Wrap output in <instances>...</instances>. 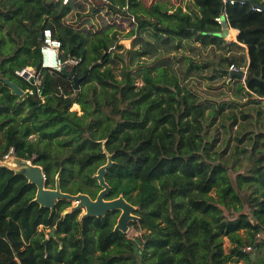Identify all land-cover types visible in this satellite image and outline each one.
Segmentation results:
<instances>
[{"label": "trees", "instance_id": "1", "mask_svg": "<svg viewBox=\"0 0 264 264\" xmlns=\"http://www.w3.org/2000/svg\"><path fill=\"white\" fill-rule=\"evenodd\" d=\"M83 2L0 0V158L13 148L15 157L43 167L46 187L56 188L59 180L63 192L95 199L103 189L95 174L110 157L106 198L122 195L134 205L138 218L129 226L137 233L115 229L119 209L83 217L80 209L64 213L71 202L61 198L51 212L34 200L36 184L0 164V264H262L244 247L260 246L264 227V11L253 9L264 0H192L186 10L157 0L148 6L96 0L93 8L104 4L134 17L136 37L150 28L165 41L205 45L225 42L216 17L226 11L248 47L247 71H238L245 82L230 73V65H239L237 55L220 56L213 69L240 82L247 96L240 105L249 107L237 111L210 109L165 61L141 65L143 84L137 85L126 58L112 48L115 42L122 47L116 33L93 34L90 48H102L92 62L73 53L74 44L64 54L65 18ZM45 28L61 41L63 58H82L79 89L62 71L41 66L39 33ZM236 40L229 44L243 48ZM28 66L38 72L39 86L19 73ZM5 78L24 93H14ZM80 106L82 114L72 110ZM219 118V126L240 125L234 139L221 141L212 132Z\"/></svg>", "mask_w": 264, "mask_h": 264}, {"label": "rangeland", "instance_id": "2", "mask_svg": "<svg viewBox=\"0 0 264 264\" xmlns=\"http://www.w3.org/2000/svg\"><path fill=\"white\" fill-rule=\"evenodd\" d=\"M84 1L83 9L75 8L65 18L66 26L61 31L60 36L65 37L67 40V46L64 47V54L70 51L71 46L74 44L72 52L81 53L84 55L86 63L92 62L96 59L98 49L102 47L94 46L93 50L90 48V41L95 39V36L104 34L105 31H109L110 34L116 33V41L122 47H117L116 42L112 48H118V52L126 58L129 66L132 68V73L135 78L137 85L143 84L142 75L139 73L141 65L152 64L153 61H165L164 63L169 66L174 73L180 76L183 83L193 87L204 102L209 105V108L216 105L217 108L220 106L225 107L226 111L231 109L238 110L239 108H248L249 106L243 107L242 104L247 100L246 94L242 90H239V81L236 79H230L224 75L214 71V62L219 59L220 56L234 54L238 56L239 65L238 68L245 70L248 62L247 49L244 46L239 48L232 43L236 31L230 30L229 35L225 38V42L219 44H208L205 45L200 42L191 41L186 42L178 40L177 38H170L165 41L162 36L156 35L150 28L139 31L140 35H132L135 33L136 22L133 21L132 17L116 14L111 11L107 5H102L98 8V11H94L93 8L97 3L96 0H80ZM145 5H150L156 0H142ZM163 3L172 5H181V0H157ZM188 1V0H186ZM185 6V4H184ZM185 9V8H184ZM95 34V36H93ZM232 40V41H231ZM102 42V41H101ZM234 43V42H233ZM134 50L128 52L129 49ZM135 50L146 51L143 55L142 52L136 55ZM115 51V50H114ZM63 52V50H62ZM205 61L211 62L209 66L203 67L202 69L195 68V64L202 65ZM114 63V67L117 73H120L123 66V61L120 60ZM231 66V65H230ZM191 67V68H190ZM34 67H26L23 70L32 71ZM23 70H21L23 72ZM20 71V72H21ZM33 74V72H31ZM26 77V75H25ZM245 79L242 78L241 83H244ZM233 101H237L235 106ZM211 105V106H210ZM78 111V114H82L81 106L80 109H73ZM236 110V111H237ZM220 119L215 122L211 130L216 136H219L221 141L226 139L228 135H231L234 139L235 135L241 130L240 125L227 124V126H219ZM261 122H257V127H261ZM219 126V127H218ZM218 127V128H217ZM15 157L11 158L12 160ZM17 161V160H16ZM18 167L20 162L17 161ZM76 205V203H72ZM71 210V207L68 208ZM85 212V209H81ZM50 229H46L49 232ZM137 231L130 227L128 234L130 237H135ZM240 235L245 241L249 240V234L245 229L239 231ZM232 243L226 236L224 238V247L226 251L229 250ZM248 246V245H247ZM237 264H241L237 262Z\"/></svg>", "mask_w": 264, "mask_h": 264}, {"label": "water", "instance_id": "3", "mask_svg": "<svg viewBox=\"0 0 264 264\" xmlns=\"http://www.w3.org/2000/svg\"><path fill=\"white\" fill-rule=\"evenodd\" d=\"M230 32V24L225 17H223L222 22V31L217 34L223 38H226ZM40 39L43 38V33H39ZM62 72L73 79L75 89H79L80 82L83 76H79L76 72V68H68L64 67ZM230 73L233 76L243 77L244 74L242 72L231 70ZM27 71L23 75L27 76ZM5 82L13 89L14 93L23 94L24 91L13 81L8 78L4 79ZM30 80L34 82V78L31 77ZM15 160L10 159V161H3L0 164H4L8 167H11L16 173H20L25 175L30 182H33L37 186V192L35 201L39 202L41 206L47 207L51 209L53 212L56 208V203L59 199H67L76 203V205H72L71 211L76 209H85L83 213V217L86 216H104L110 210H121L119 215L117 224L115 226L116 230H122L123 232H128L130 229L129 221L131 219H137L138 216L133 213L134 205L128 202L122 195L113 198L107 199L106 195L110 190V185L106 181V172L108 167L111 165L112 160L108 159V162L101 167H99L95 177L98 179L100 185L103 189L99 192L97 197L93 199L87 193H77L72 194L68 192H63L60 188L59 180L56 182V188L46 187V175L43 171V167L37 164H33L30 160L23 159L20 157H15ZM20 162V166L18 167L17 161ZM70 211L69 209L65 210L64 213ZM54 234V231L51 232ZM254 256V254H252Z\"/></svg>", "mask_w": 264, "mask_h": 264}, {"label": "built area", "instance_id": "4", "mask_svg": "<svg viewBox=\"0 0 264 264\" xmlns=\"http://www.w3.org/2000/svg\"><path fill=\"white\" fill-rule=\"evenodd\" d=\"M80 0H62L64 4H68L70 2H78ZM106 1V0H103ZM227 2L228 0H224ZM231 3H235V0H230ZM243 2V1H242ZM253 9L258 11H264V5L262 3H255L253 4ZM223 17H225L228 20V14L226 11L223 12L222 15L216 17V21L221 23L223 22ZM133 21L136 22L135 18L132 17ZM43 38L42 45L40 47V53H41V66L49 69H55L58 71H62L64 67H76L79 65L82 61V58L79 56H69L66 59L62 56V44L61 41L54 36V33L51 28H45L43 30ZM33 69V68H32ZM29 69L27 71L26 78L30 79L31 77L34 78V82L39 86V74L34 68L32 71ZM230 70L233 71H239L240 68L237 67V65L232 64L230 66ZM26 70H23V72H19L21 75L25 73ZM247 71V68L244 70ZM33 72V74H31ZM25 76V75H24ZM231 74H229V78L231 79ZM244 78V77H243ZM29 93H34V90L28 89ZM37 91H40V88L37 89ZM14 156V149L11 148L9 153L5 154L2 158H0V162L3 161H10L11 158ZM262 233L264 234V227L262 228ZM245 251H254L255 247L253 245H248L244 247ZM231 264H237V262L231 263Z\"/></svg>", "mask_w": 264, "mask_h": 264}, {"label": "crops", "instance_id": "5", "mask_svg": "<svg viewBox=\"0 0 264 264\" xmlns=\"http://www.w3.org/2000/svg\"><path fill=\"white\" fill-rule=\"evenodd\" d=\"M180 2L183 3V6H182V7H183V9L185 8L184 10H186V9L188 8V5H191L192 0H188V1H186V0H181ZM184 4H185V6H184ZM176 6H178V5H176ZM169 7H172V6L169 4ZM230 29H236V31H237V36H234V39H237V40H236L235 42L239 43L241 46H244V47L247 49L248 62H249L250 57H249L248 47H247V45L238 41V34H239L240 30L237 29V28H233V27H231V26H230ZM231 41H232V40H231ZM248 62H247V65H248ZM257 240L260 241L261 244H260V246H257V247L255 246V251H254L252 254H254L253 257H258L259 261H260L262 264H264V234L262 233V231H260V232L257 234ZM244 260H245V259H244ZM244 260H241L240 263L243 264V262H245Z\"/></svg>", "mask_w": 264, "mask_h": 264}, {"label": "flooded vegetation", "instance_id": "6", "mask_svg": "<svg viewBox=\"0 0 264 264\" xmlns=\"http://www.w3.org/2000/svg\"><path fill=\"white\" fill-rule=\"evenodd\" d=\"M59 200H60V199H59ZM59 200H58V201H59ZM58 201H57V202H58ZM70 202H71L70 207H72V203H73V202H72V201H70ZM56 204H57V203H56ZM79 209H80V208H79ZM81 209H82V208H81ZM81 209H80V210H81ZM82 215H83V212H82V210H81V215H80V216H82ZM52 231H54V234H55V229H52V230L50 231L49 235H48L49 237L52 236V235H54V234H51Z\"/></svg>", "mask_w": 264, "mask_h": 264}, {"label": "clouds", "instance_id": "7", "mask_svg": "<svg viewBox=\"0 0 264 264\" xmlns=\"http://www.w3.org/2000/svg\"><path fill=\"white\" fill-rule=\"evenodd\" d=\"M227 21H228V20H227ZM228 22H229V21H228ZM229 24H230V23H229ZM71 68H72V67H71ZM75 68H76V67H75ZM246 68H248V67H246ZM69 69H70V68H69ZM244 73H246V71H244ZM243 77H244V79H245V74H244ZM243 77H242V78H243Z\"/></svg>", "mask_w": 264, "mask_h": 264}, {"label": "bare ground", "instance_id": "8", "mask_svg": "<svg viewBox=\"0 0 264 264\" xmlns=\"http://www.w3.org/2000/svg\"><path fill=\"white\" fill-rule=\"evenodd\" d=\"M230 30H234V31H236V29H230Z\"/></svg>", "mask_w": 264, "mask_h": 264}]
</instances>
